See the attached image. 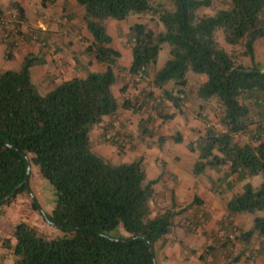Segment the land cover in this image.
<instances>
[{
  "label": "trees",
  "instance_id": "trees-1",
  "mask_svg": "<svg viewBox=\"0 0 264 264\" xmlns=\"http://www.w3.org/2000/svg\"><path fill=\"white\" fill-rule=\"evenodd\" d=\"M74 1L82 7L80 20L88 33L83 51L101 69L61 80L44 94L30 79L36 56L27 54L18 69L0 71V206L21 192L29 193L23 182L27 160L50 193L48 212L33 201L31 206L54 229L47 234L22 220L16 222L9 238L2 240L10 264H156L154 244L169 232L173 216L198 198L194 195L175 212L171 198L168 207L152 212L150 201L160 175L147 179L141 157L112 163L93 152L89 132L104 116L113 120L121 110L130 109L146 113L139 127L143 134L154 135L147 124L182 113L190 99L187 71L206 76L196 86L194 98H214L218 104L216 124L204 121L196 139L187 143L194 155L191 175L212 170L217 176L209 183L215 193L244 181L224 204L223 224L233 233L237 228L230 218L251 214L250 228L239 231L238 237L245 241L253 235L261 237L255 253H263L264 64L254 61L253 46L264 40V0H219L220 7L208 16H198L196 10L212 0H170L171 9L150 0ZM52 2L40 0V5ZM10 5L16 28L23 11L16 2ZM143 12L155 16L162 30L130 24L125 41L131 60L124 68L117 63L119 52L112 46L105 20L122 21ZM217 28L249 63L223 50L214 38ZM162 43L168 45L169 56L154 70ZM6 47L9 50L12 43L6 41ZM123 77L133 88L145 81L148 89L118 100L111 87ZM152 89L160 94L152 95ZM167 108L173 112L166 113ZM167 138L181 141L178 132L158 135L157 140L162 143ZM109 142L119 148L116 140ZM255 176L256 185L247 181ZM195 213L200 214V209Z\"/></svg>",
  "mask_w": 264,
  "mask_h": 264
},
{
  "label": "crops",
  "instance_id": "crops-1",
  "mask_svg": "<svg viewBox=\"0 0 264 264\" xmlns=\"http://www.w3.org/2000/svg\"><path fill=\"white\" fill-rule=\"evenodd\" d=\"M11 2H16L21 7L23 15L15 29L11 25L0 26V70L19 67L25 55H34L37 63L30 67V79L32 77L46 92L61 80L73 76L83 77L86 70L101 69L83 51L88 44L86 40L88 33L80 20L81 10L74 0H53L44 7L40 5V0H0V14L15 11L10 5ZM108 25L114 28V35L111 37L112 46L119 52L117 63L126 68L130 63L131 53L129 45L123 41L129 25L115 21L109 22ZM21 34L23 37L20 36ZM30 36L36 37V40H31ZM6 41L12 43L9 50ZM145 83L141 81L136 88H133L123 77L111 88L114 96L119 100V94L120 97L126 98L134 89L135 95H138L140 90L148 89ZM152 92L155 96L160 94L157 89H152ZM196 103L197 99L191 98L184 103L182 113L175 114L166 121L160 118L151 121L150 123L155 127H159V134L152 136L142 134L143 140L150 138L153 141L155 138V144L149 149L142 144L140 138L135 139L139 131V123L146 117L143 110L134 112L123 109L113 120L104 116L89 132L91 138V132L94 129L98 130L97 140H100L103 146L102 150H93L108 159L103 150L117 148L109 142L111 139L118 142L120 146L117 149L120 151L131 150L129 153L131 156L124 158L141 157L145 165V175L148 178L159 175L161 177L154 185L153 200L151 199L159 208L168 207L172 197L177 208L190 203L194 195L198 198V204H192L182 212V221L185 219V223L192 221L190 224L193 225L189 233H185V227L180 222L179 227H175V231L171 226L162 243L154 244L153 255L156 264H203L201 261H204V256L207 261L205 264H264V252L255 253L260 246L261 237L253 235L247 241L238 237L239 231L250 228L251 214H235L230 218V223L237 228L232 235L228 227H225L227 225L223 224L224 204L233 191L240 190L244 181L235 182L231 190L215 193L211 191L209 183L210 178L217 176L212 170L207 169L199 176L191 175L194 155L188 150L187 143L190 137L191 140L195 139L201 130L197 122L199 116L195 111L198 105ZM184 109L188 110V115H185ZM165 112L171 113L173 109L167 108ZM150 123L147 125L150 126ZM197 131L199 132L196 137L191 136ZM175 132L181 135L180 142H173L169 138L162 143L157 140L158 135L171 136ZM127 137L133 140H128ZM123 138V141H126L125 147L123 141L119 144ZM159 166H162V174ZM252 179L253 177L247 181L256 185ZM49 208V205L48 210L44 208L45 212H48ZM198 209L200 214L195 213ZM174 234L176 238L173 237ZM226 235L230 237L226 238ZM180 236H186L183 244L186 245L185 248L193 250V254H189L185 248L180 249L182 247L178 244L182 242ZM235 257L237 258L233 261Z\"/></svg>",
  "mask_w": 264,
  "mask_h": 264
},
{
  "label": "rangeland",
  "instance_id": "rangeland-1",
  "mask_svg": "<svg viewBox=\"0 0 264 264\" xmlns=\"http://www.w3.org/2000/svg\"><path fill=\"white\" fill-rule=\"evenodd\" d=\"M150 1L152 4H154L156 2L164 3V5L167 9L172 8V3L170 2V0H150ZM219 7H220V1L219 0H212L208 6H202V7L198 8L196 10V14L198 16L213 15L215 10ZM79 8H80L81 13H82V7L79 6ZM12 15H15L14 11L1 13L0 17L9 18ZM111 21H114V20H110V19L105 20V25H106L107 33L113 37L114 28H110L108 25V23ZM15 22L16 21L14 18L12 23L10 24L11 26H13L14 29H15V25H14ZM115 22L125 23L126 26H128L134 22H140V23L145 24L148 28H151L154 32H158V31L162 30V26H161L160 22L157 20V18L155 16H152L150 14V12L130 14L126 19H124L122 21H115ZM10 25H8V26H10ZM5 27H7V26H5ZM20 36H22V34ZM30 38H31V40H36V37L34 38V37L30 36ZM214 38L217 41V43L223 48V50L225 52H227L228 54L232 53L233 55L236 56V58L238 60L243 61L245 63H249L248 57H241L240 56V48L239 47H235V46L233 47L224 41L223 34H222V31L220 28L215 29ZM123 43H126V42L123 41ZM253 47H254V61L259 62L260 64H264V40H258L254 44ZM168 56H169L168 55V45L166 43H162L160 45L159 50H158L156 62L153 66V69L154 70L159 69L164 64V62L166 61ZM14 69H18V67H15ZM2 70H0V71H2ZM205 79H206V76L203 73H194L192 71H187V73H186L187 83H186L185 88H186L187 92L191 95V96L188 95V97L190 99L194 98V95H195L194 92H195L196 86L199 83L203 82ZM31 82L35 85L36 90L39 94L45 93V91L37 85V83L35 82V80L32 77H31ZM134 92H135V89L131 93V95H129V93H128V95L126 97L127 98L133 97L135 95ZM121 98L122 97H120V94H119V100ZM123 98H125V97H123ZM197 103H198V105L195 107V111H197V115L199 116V120H197V122H198V124H200V128L202 129V123L204 121L212 123V124H216V121H217L216 115L218 113V104L215 102V99L211 98L208 101H203V100L197 99ZM184 113H185V115H188V110L185 111V109H184ZM150 126H148V128H152L153 129L152 132H155V134H159L158 133L159 127H155V125L153 123H150ZM138 130L139 131L137 132V135L135 137L136 140L139 138L141 139L142 134H143L141 127L138 126ZM198 132L199 131L194 132L193 134H191V136L196 137ZM97 134H98V130L94 129L91 132V138L89 136V140L91 141V143H90L91 149L95 153H97V152L94 150H98V149L102 150V148H103L100 140H97V137H98ZM127 139L133 140V138L129 139L128 137H127ZM154 139H153V141L150 138L149 139L146 138L144 140L141 139V140H142V144L147 146L149 149V147H151L155 144ZM195 139H192V140H195ZM123 140H124V138L121 139V141H119V144H121ZM188 140L191 141V137ZM242 140H243V138H242ZM123 142H124L123 147H125L126 141H123ZM128 144H130V143H128ZM131 144H133V143H131ZM118 150L119 149H117V148L116 149L110 148V149H107L106 151L103 150V152H104L105 156L108 157L109 161L112 163L127 162V161H130L132 159L138 158V156H135L131 159L124 158V157L131 156V155H129L131 150H129V151L126 150L127 152L126 151L122 152V151H120V150L118 151ZM97 154L100 155L99 153H97ZM126 154H128V155H126ZM142 163H143V168L145 169L144 162L142 161ZM158 165H160V163ZM160 170H161V167L159 168V171ZM205 170H207V169H205ZM199 175H201V174H199ZM145 177L147 179H152V178H148L146 175H145ZM252 182L257 184L259 182V177L258 176L253 177ZM27 186H28V190H29L30 194L27 192H21V193L17 194L11 200V202H9L8 204L0 206V264H10L11 260H10L9 252L7 249L2 247V240L5 238H9L12 226L16 222L22 220V221L28 223L29 225L35 226L39 231H41L43 233L50 234V233L54 232V229L51 226L45 224L43 222L41 216L38 214V212L35 209H33L31 206V202L33 201L37 206H39L43 211H45L44 208L46 210H48V203L50 202V193L48 190V184L40 176L38 170L31 164H29V174H28V178H27ZM172 199H173V197H172ZM150 208H151L152 212H157V211H160L163 209L162 207L159 208V206L156 203H153L152 201H150ZM180 208L181 207H179V208L174 207L173 210H174V212L179 211ZM182 219H183V213L182 212L173 216L172 230L175 231V227H177L178 225H180L182 223L181 225L183 227H185V229H184L185 233H189V231L191 230V227L193 225V224L192 225L190 224L192 221H190L189 223H185L186 219L184 221H182ZM232 226H234V225H232ZM179 232H181V231H179ZM229 233L232 235L234 232L233 233L229 232ZM166 235H164L163 238L158 240L155 244L162 243L163 239L166 237ZM175 236L176 235L174 234L173 237L176 238ZM180 237L182 239L180 241H182V242H178V244H180L182 246L180 249H183L186 246L185 244H183L184 243L183 239H186V236L185 237L180 236ZM185 249L189 252V254H193V250H191L190 248H188V249L185 248ZM205 258H206V256H204V258H203L204 261L202 260L201 263H203V264L207 263Z\"/></svg>",
  "mask_w": 264,
  "mask_h": 264
},
{
  "label": "built area",
  "instance_id": "built-area-1",
  "mask_svg": "<svg viewBox=\"0 0 264 264\" xmlns=\"http://www.w3.org/2000/svg\"><path fill=\"white\" fill-rule=\"evenodd\" d=\"M13 19H14V15L10 16L9 18L0 17V26L5 27V26L10 25L12 23Z\"/></svg>",
  "mask_w": 264,
  "mask_h": 264
},
{
  "label": "water",
  "instance_id": "water-1",
  "mask_svg": "<svg viewBox=\"0 0 264 264\" xmlns=\"http://www.w3.org/2000/svg\"><path fill=\"white\" fill-rule=\"evenodd\" d=\"M10 147L14 148L13 146H10ZM22 156L26 158L24 154H22ZM28 174H29V162L26 160V169H25L24 178H23L24 183H27Z\"/></svg>",
  "mask_w": 264,
  "mask_h": 264
}]
</instances>
